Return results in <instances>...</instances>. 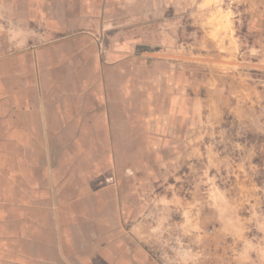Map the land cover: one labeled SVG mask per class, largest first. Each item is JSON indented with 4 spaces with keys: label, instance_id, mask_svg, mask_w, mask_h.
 I'll return each mask as SVG.
<instances>
[{
    "label": "crops",
    "instance_id": "obj_1",
    "mask_svg": "<svg viewBox=\"0 0 264 264\" xmlns=\"http://www.w3.org/2000/svg\"><path fill=\"white\" fill-rule=\"evenodd\" d=\"M161 2L0 0V264H163L147 182L161 127L194 114L179 64L128 26ZM108 27L122 35L100 54Z\"/></svg>",
    "mask_w": 264,
    "mask_h": 264
},
{
    "label": "rangeland",
    "instance_id": "obj_2",
    "mask_svg": "<svg viewBox=\"0 0 264 264\" xmlns=\"http://www.w3.org/2000/svg\"><path fill=\"white\" fill-rule=\"evenodd\" d=\"M156 11L128 26L179 64V105L194 116L161 127L167 141L147 182L150 247L163 264H264V0H162ZM108 28L92 36L100 54L121 27ZM140 152L152 160L154 150Z\"/></svg>",
    "mask_w": 264,
    "mask_h": 264
}]
</instances>
